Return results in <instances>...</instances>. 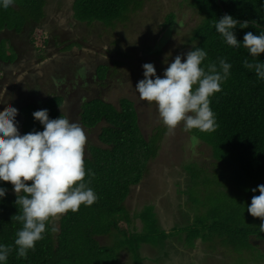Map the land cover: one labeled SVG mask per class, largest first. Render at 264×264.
Segmentation results:
<instances>
[{
    "label": "trees",
    "instance_id": "obj_1",
    "mask_svg": "<svg viewBox=\"0 0 264 264\" xmlns=\"http://www.w3.org/2000/svg\"><path fill=\"white\" fill-rule=\"evenodd\" d=\"M187 1L203 16L202 23L194 29L190 40L191 50L199 47L208 53L202 66L210 62L219 65L220 58L232 65L231 75L222 85V91L210 97V106L216 115L218 128L212 133L197 129L190 133L212 146L215 158L229 168L240 185H250L264 177V81L257 79L254 70L244 67V60L247 59L250 63L264 62V53L259 58H253L242 46L229 47L214 25L225 14H230L241 22L248 21V28H240L238 25L235 29V35L242 44L247 32L259 34L260 29H264V0ZM144 2L145 0H74V19L82 21L87 27L100 21L109 27L119 22L125 24L133 18L130 13L143 9ZM46 4L47 0H15L14 6L0 8V31L4 25L20 31L29 18L35 19L37 25L43 27V20L48 17ZM24 10L29 14L22 15ZM168 14L171 15L166 23L171 25L176 15ZM253 20L257 22L255 27L252 26ZM55 39H58L57 35ZM50 41L48 36L45 43L49 45ZM75 43L77 42H72V45H76ZM2 45L0 43V62L10 57L9 53H3ZM105 66L107 71L108 66ZM120 102L121 108L118 109L113 103L97 98L86 102L83 107L82 117L87 127L94 128L105 121L99 136L109 146L90 144L89 154L85 155V181L91 180L89 187L97 194V201L90 207L81 205L78 212L69 211L59 217L54 224L56 232L50 230L53 226L50 222L46 226L44 239L36 243L34 250H29L27 259H17L14 245L16 233L22 228V224L14 219L19 214V208L15 204L17 196L10 182H0V186L7 189L5 198L0 199V243L13 247L7 264H123L120 254L124 249L138 264H143V259L149 258L142 254L146 245L151 248L159 245L165 250L166 256H169L167 247L171 243L175 247L176 242H180L175 238L177 236L191 250L214 241L217 235L223 237V242L227 245L236 244L239 240L238 232L242 235L239 236L241 239L246 240L248 235L264 239V233L259 232V228L241 226L234 210L230 216L218 218L214 214L211 215L213 219H202L192 193L190 199L193 207L188 210L193 213V220L190 218L191 214L187 212V217L185 212L182 215H185L186 222L169 233L162 227L154 206L151 209L144 207V211L138 210L141 211L138 215L131 213L126 200L132 185L142 180L149 161L161 148L167 129L159 127L157 132L147 138L141 129L134 101L123 98ZM62 103L63 98L58 96L49 101L45 109H48L51 119L64 115L59 110ZM37 110L36 108L35 111ZM32 114L33 112L29 118L26 117L24 134L43 130V126ZM89 170L94 176H88ZM27 183L30 184L31 181ZM217 187L220 189L222 185ZM201 193L206 194L204 191ZM180 207L186 209L185 204H180ZM148 208L151 214L146 211ZM138 220L141 221V227L137 224ZM112 235L115 237L112 244H102L98 239ZM229 239L231 242L226 241ZM239 242L242 243L241 240ZM215 245L214 242L213 247ZM174 250L177 251V247Z\"/></svg>",
    "mask_w": 264,
    "mask_h": 264
},
{
    "label": "rangeland",
    "instance_id": "obj_2",
    "mask_svg": "<svg viewBox=\"0 0 264 264\" xmlns=\"http://www.w3.org/2000/svg\"><path fill=\"white\" fill-rule=\"evenodd\" d=\"M63 2L71 8V16H68V9L63 10ZM73 3L74 0H47L46 10L50 13L47 19L51 20L53 17H57V19L48 21V23L51 22L55 31L58 30L56 35L61 39L66 38L67 34H70L72 38L81 34L85 35V38H78L84 39L80 43L82 44L84 42V46L88 44L87 47L93 49L94 52L82 53L81 49L83 47L79 42L75 43L76 45H72V43L65 45L61 42L59 45L54 46L50 53L60 52L59 54L65 55L62 62L68 74H71V76H74V73H70L67 65L74 64L75 60L82 64L81 67H84V63H86L88 71H94L95 66H99L98 74L102 79L107 77V72L110 71L112 78H108L103 82L102 88H100L97 80L96 82L83 80L80 84V89L86 91H91L92 87L98 88L101 91L103 89L104 92L100 93L102 98L104 97L106 101L116 105L118 109L121 108V99L128 98L133 100L139 113L141 129L145 136L149 138L157 132V128L165 126L159 118L155 104H149L146 101L140 100L135 90L136 84L139 80L143 79L144 70L142 65L145 63H153L157 70V75L162 76L164 69L168 66V63L174 60L176 55L186 54L191 51L192 43H190V40L192 39L194 29L202 23V14L191 6L187 0H146L143 9L133 14L134 17L128 23L124 24V22H119L109 27L100 21L87 27L77 18L75 19L79 22L74 23ZM53 4L55 6L52 10ZM60 13L61 15H58ZM168 13H175L176 15L171 25L166 23L171 15ZM25 14H29V12L24 10L22 15ZM10 20H13V18ZM82 26L84 28L82 32H79ZM7 29L12 31L16 28L4 25L1 31ZM24 31L26 36L28 33V37H22L20 41L22 45H27L29 44L28 39L32 41L36 40V45H33L35 46L33 51L38 52L37 57H40V59L34 62L33 65L35 63L39 64L42 61V57L46 54L44 43L46 34L41 29H33L31 27L25 28ZM90 38L91 40H89ZM0 43L3 44L4 54L8 55V53H11V57L12 55H14V58L17 57L15 56V54L17 55L16 49L13 46H9L7 39L0 40ZM33 51L31 49L28 52L30 61L35 59L32 54ZM166 59L167 63L165 62ZM4 61H8V59ZM98 61L99 64L97 63ZM105 65L109 66L107 67V71ZM48 67L52 68L51 65H45L42 71H46ZM52 73L48 69V74L40 77V85L44 86L43 89L45 91L58 89L53 85H49L52 80L50 78ZM77 78L81 80L80 77ZM24 80H27V78L23 80L13 79L12 87L13 84H20ZM72 81V79L69 80V82ZM75 82L77 83L76 78H74ZM23 84L26 87L28 86L25 83ZM66 84L68 85L67 82ZM4 85L6 86V83ZM72 85H69L68 90L71 91L75 88ZM64 88L67 89V86ZM7 92L8 89H2V93ZM43 93L44 91L42 90L41 94L43 95ZM11 95L15 99L16 95L19 94L12 89ZM35 107V105L26 107L24 115L29 118L30 113L34 112L37 108ZM104 124L105 121L101 123V126ZM90 137L91 139L87 142V145L93 143L98 146L109 147L99 140L98 131L91 133ZM145 181V188H140L141 186L139 185L132 186L133 191L126 200L128 209L134 214H140L141 211H138V209L142 207L141 202H150L151 205H146L145 207L151 209L154 206L152 202L157 201L163 206L161 214L164 216V220L168 221V218H170L168 216L169 210L175 213L180 208L179 203L185 204L187 209L193 207L192 200L190 199L192 193V199L197 205V209L199 208L197 212L201 214L204 220L214 214H217L218 218L224 215L230 216L234 210L237 215L236 219L239 217L237 220L241 221V226L243 227L250 226V229H258L261 223L260 218L252 217L249 214L247 206L251 204L253 195L260 194L258 191L253 193L251 189L256 188L260 184H264V177L251 182L250 185H240L239 181L231 175L229 168L223 162L220 164L215 158L212 146L194 137L190 132H184L182 125L177 127L175 134H170L167 131L163 136L161 148L157 155L149 161ZM221 185L222 187L218 189L217 186ZM152 186L153 188H151ZM150 189H152V194L148 197V191ZM161 190L164 193L163 196L160 195ZM201 191H204L206 194H202ZM152 195L156 197L155 200L152 198ZM149 208L146 211L151 214ZM153 209H155V206ZM240 213L242 214L240 215ZM179 215H182L181 209ZM165 225L168 227V223H165ZM239 236H242L240 232H238V238L242 243L238 240L235 245L225 244L223 237L219 235H217L214 241L207 242L203 245L201 244V248L196 244L195 246L197 247H194L192 252L186 254L185 257L187 260L183 259V254L175 253L174 244L172 243L167 247V251H169L167 258L165 250L162 249L163 247L156 245L154 249L150 247L146 250L145 256L149 258L143 255L146 259H143L141 263L264 264V241L256 244L254 240L255 235L250 237L248 235L246 240L241 239ZM175 238L180 241V244L177 245L181 249L180 251L187 250L186 248L188 247L184 248L183 239L179 236ZM98 239L102 244H112L115 237L114 235L102 236ZM226 241L231 242V239ZM214 242L216 243L215 247H213ZM129 254L127 250H122L120 258L123 264H138Z\"/></svg>",
    "mask_w": 264,
    "mask_h": 264
},
{
    "label": "clouds",
    "instance_id": "obj_3",
    "mask_svg": "<svg viewBox=\"0 0 264 264\" xmlns=\"http://www.w3.org/2000/svg\"><path fill=\"white\" fill-rule=\"evenodd\" d=\"M14 3L15 0H0V8L8 9ZM137 12L130 15L134 17L133 14ZM238 25L240 28L250 26L248 21L241 22L225 14L214 27L229 47L242 46L253 58H259L264 53V29H260L259 34L247 32L241 44L235 35ZM256 25L257 22L253 20L252 26ZM28 27L44 31L45 40L51 36L44 25H37L32 18L17 33H23ZM33 42L36 45V40ZM207 58L208 53L199 47L176 55L162 76L157 75L153 63L142 65L143 79L136 84L135 90L140 100L155 104L159 118L170 134H175L181 125L184 132L197 129L212 133L218 128L210 97L222 91V85L231 75L232 65L220 58L219 65L210 62L202 66ZM244 67L254 70L257 79L264 81V62L250 63L245 59ZM0 103H7L3 95H0ZM17 115L16 107H8L0 113V182H10L17 196L15 204L19 214L14 219L22 224V228L16 233L14 245L17 259H27L29 250H34L36 243L44 239L46 226L50 222L53 224L50 230L56 232L54 224L59 217L69 211L78 212L81 205L92 206L98 196L89 187L91 180L85 181L87 136L81 125L62 114L51 119L48 109H42L34 111L32 115L43 130L21 135ZM22 129L24 132V125ZM88 176H94V173L89 170ZM146 176L147 171L140 183ZM251 191L260 194L252 196L247 211L252 217L261 219L259 232L264 233V184ZM6 193L7 189L0 186V199L5 198ZM146 205H150V202L143 208ZM149 247L146 245L143 248L144 256ZM12 251V246L0 243V264H7Z\"/></svg>",
    "mask_w": 264,
    "mask_h": 264
},
{
    "label": "flooded vegetation",
    "instance_id": "obj_4",
    "mask_svg": "<svg viewBox=\"0 0 264 264\" xmlns=\"http://www.w3.org/2000/svg\"><path fill=\"white\" fill-rule=\"evenodd\" d=\"M74 4V3H73ZM54 6H55V4H53V6H52V10H53V8H54ZM62 7H63V10H67V12H68V16H71L70 14H71V8L69 7V6H67L66 5V3L65 2H63L62 3ZM72 8H73V6H72ZM62 10V11H63ZM47 14H48V17H49V15H50V13H48L47 12ZM58 15H61V13L60 14H58ZM57 15V16H58ZM67 18V17H66ZM54 19H57V17L56 18H54L53 17V19H51V20H54ZM50 19H47L46 18V20H43V21H45V23H43L44 24V26L48 29V31H49V33H50V38H51V42H50V46H51V43H53V41L54 40H57V41H59V43H61V42H63L65 45L66 44H69V43H72V42H82V41H84V39H78V38H85V35H78V36H76L75 38L73 37L72 38V36L70 35V34H67V37L66 38H63V39H61L59 36H58V39H55V37H56V33L58 32V30L57 31H55V28H54V26H53V24H51V22L50 23H48V21H51ZM53 23V22H52ZM74 23H78L77 22V20H75V22ZM84 28V26H82V28L79 30V32H82V29ZM10 33V32H9ZM19 36V40L22 38V37H24V38H26V34H25V31L23 32V33H20V34H18L17 33V36L16 37H18ZM53 36V37H52ZM23 38V39H24ZM78 40H77V39ZM22 39V40H23ZM89 40H91V38L89 39ZM84 43V42H83ZM83 43L81 44L80 43V45L83 47V49H81V51H82V53H85V52H89V51H93L94 52V50L93 49H90V48H88L87 46H88V44H86L85 46L83 45ZM90 49V50H89ZM64 56L65 55H57V54H55L54 55V53H53V60L51 61L52 62V68H46V71H41L38 75H36V76H33V77H31V78H29L28 79V81L30 82V83H28L27 85V87L24 85V89H27L30 93H31V95L33 94L34 96L32 97V96H28V93H27V91L26 92H22L21 93V91H19L18 90V86H23L22 84H17V83H15L16 84V86H15V84H13V87H12V81H13V79L12 78H9V77H11L10 76V74H11V67H10V65L7 63V61H4V60H2L1 62L2 63H4L3 64V66H2V68H4V70H2V78H0L1 80H0V94H2L3 96H4V99H13V97H12V95H11V90L13 89L17 94H19V95H16V97H15V101L13 102V101H10L9 103V107H16L17 109H18V115H17V117H16V120L18 121V128H19V132H20V134L21 135H23L24 134V132H22L23 131V125H24V123H25V121H26V116L24 115L25 113H24V110L26 109V107H29L30 105H26L25 103H28V102H26V101H28V99H31V100H34V101H37V97H35L36 95L38 96V93H40L42 90L44 91V93H43V98H46V99H49V98H51V97H53V96H55V94H50L49 95V92L48 91H45L43 88H44V86L43 85H41L40 86V84H35V83H37V82H39L38 81V77L37 76H39V78L40 77H42V76H44V75H46V74H48V69H52L51 70V72H53L52 73V75H51V81H50V83H49V85H53L54 87H66V86H68L67 84H66V82L69 84V85H74L75 86V88H74V94L77 96L76 98H74V99H68V100H66L65 102H64V105H65V107L66 108H64V110H63V112H64V114H65V116H67V118L69 119V120H71V121H75V122H78L80 125H82L81 127L83 128V130L85 131L86 129L85 128H89L90 130H91V132H88L89 133V136H91V133H93V132H99V134H100V132H101V130H102V127L105 125H103V126H101V124L100 125H98V126H96V127H94V128H91V127H87L84 123H83V121H82V119H83V113H84V109H83V106L82 105H85V103H86V100L84 99V98H82L81 96L84 94V95H86V98H88V96H90L91 94H89V92H92V94H94L93 96H94V98H93V100L94 99H97V98H100V99H104L105 100V98L103 97L102 98V96L100 95V93L101 92H104V90L102 89V91L101 90H99L98 88H94V87H92L91 89V91H86V92H82V90L80 89V84H81V82L84 80V81H89V82H96V80L98 81V84L100 85V88H102V86H103V82H105L108 78H112L111 77V73H110V71L109 72H107L108 74H107V77H105V78H101L99 75H98V71H99V66H95V68H97V70H95V72L94 71H88L87 70V66H86V63H84V67H81L82 66V64H80L77 60H75L74 61V64H70V65H67V67L69 68V71H70V73H74V76H71V74H68V72H67V70H66V67H65V65H64V63L62 64V61L64 60ZM101 56H102V54H101ZM0 62V63H1ZM51 62L48 64V63H46V64H48L47 66H50V64H51ZM1 63V64H2ZM11 63V62H10ZM13 63V62H12ZM98 64H99V61L97 62ZM96 63V64H97ZM6 64H8V65H6ZM46 64H43L44 66L46 65ZM43 66V67H44ZM108 66V65H107ZM109 67V66H108ZM3 71L5 72V74H7L6 76H3ZM112 71V70H111ZM94 74H95V77H94ZM13 75V74H12ZM76 75V76H75ZM57 76V77H56ZM77 77H80L81 78V80H79V78H77ZM74 78H76L77 79V83L75 82L74 83ZM4 79V80H3ZM70 79H72L73 81L72 82H69V80ZM79 81V82H78ZM109 81V80H108ZM4 83H6V86H7V88H6V86L4 85ZM23 83H25V82H23ZM26 84V83H25ZM46 86V85H45ZM29 87V88H28ZM61 87V88H62ZM2 89L3 90H5V89H8V92L7 93H2ZM36 91V92H35ZM99 93V94H98ZM42 98V99H43ZM24 102V103H22L21 104V102ZM36 103H33V105H35ZM25 105V106H24ZM36 106V105H35ZM39 106V105H38ZM40 107L41 106H39V107H37L38 108V110H42V109H45V106H44V108H42V109H40ZM6 109L5 108H2V105H1V103H0V113H2L3 111H5ZM86 136H87V134H86ZM87 138H88V136H87ZM99 138V140L101 141V139H100V136L98 137ZM89 139V138H88ZM87 139V140H88ZM90 139H91V137H90ZM102 142V141H101ZM97 145V144H96ZM98 146V145H97ZM88 145H87V143H86V146H85V154H88ZM139 186H141L140 188H145V186H146V181L144 182H142V183H140V185ZM157 187V186H156ZM151 188H153V187H151ZM151 190L152 189H150L149 191H148V197H149V195L151 196V194H152V192H151ZM162 194H164L163 192H162ZM154 196L152 195V198H153ZM141 205H145V204H147V203H143V202H141L140 203Z\"/></svg>",
    "mask_w": 264,
    "mask_h": 264
},
{
    "label": "crops",
    "instance_id": "obj_5",
    "mask_svg": "<svg viewBox=\"0 0 264 264\" xmlns=\"http://www.w3.org/2000/svg\"><path fill=\"white\" fill-rule=\"evenodd\" d=\"M15 7H16V5H15ZM7 31V32H6ZM10 32V33H9ZM29 33H30V31H29ZM5 34H7V36H5ZM18 34H20V33H18ZM17 36V30L16 29H13L12 31L11 30H5V31H0V40L2 41V40H4V39H7L8 41H9V46H13V48H15L16 49V51H17V57H15L14 58V56L13 57H11V53H9L10 54V57H9V59H8V61H7V63L10 65V67H11V74H10V76L11 77H9V78H12V79H14V80H23V79H25V78H27V80H24L23 82H25L26 84H28V83H30L29 81H28V79L29 78H31V77H33V76H36V75H38L41 71H42V68H43V64H46V63H50L52 60H53V53H54V55L55 54H59L60 52H53L52 54L50 53V51L54 48V46H56V45H59V41H56V40H54L53 41V43H51V46H50V44L49 45H47V48H46V51H45V56H43L42 57V61L38 64V63H35V65H33V63L34 62H37V60H39L40 59V57H37V54H38V52L37 51H33V48L35 47V46H33L34 45V42L31 40V39H28V41H29V44H27V45H22V42L18 39L19 38V36L18 37H16ZM28 37V33H27V36H26V38ZM53 40V39H52ZM51 40V41H52ZM50 41V42H51ZM32 49V51H33V56L35 57V59L33 60V61H30L29 60V58H28V52L30 51ZM59 55H61V54H59ZM49 58V59H48ZM11 62V63H10ZM13 62V63H12ZM2 63V62H1ZM0 63V75H2V70H4V68H2V66H3V64L4 63H2L1 64ZM8 64H6V65H8ZM48 64H46V66L48 65ZM62 64H63V62H62ZM51 66H52V62H51V64H50ZM41 70V71H40ZM50 70H52V69H50ZM95 70H97V68H95ZM95 70H94V72H95ZM24 71V72H23ZM13 74V75H12ZM7 74H5V72L3 71V76H6ZM38 77V81L39 82H37V83H35V84H41V81H40V78H39V76H37ZM94 77H95V74H94ZM2 78V77H1ZM1 80V79H0ZM4 80V79H3ZM23 82L22 83H20V84H22L23 86H18V90H20L21 91V93L24 91V92H26L27 91V93H28V96H34L33 94L31 95V93L27 90V89H24V84H23ZM18 84V83H17ZM41 86V85H40ZM62 87V86H61ZM61 87H56V88H58L57 90H51L50 92H49V95L50 94H55V96H53V97H51V98H49V99H46V98H43V96H42V94H41V92L40 93H38V96L36 95L35 97H37V101H34V100H31V99H28V101H26V102H28V103H25L26 105L28 104V105H33V103H36L35 105H36V107H39V106H41L40 107V109H42V108H44V106H45V108H46V106L48 105V103H49V101H51L53 98H55V97H62L63 98V103L59 106V110L64 114V112H63V110H64V108H66L65 107V105H64V102L66 101V100H68V99H74V98H76L77 96L73 93L74 92V89L73 90H68L69 88V84H68V86H67V89H65V88H63V90H62V88ZM72 87H75L74 85H72ZM29 88V87H28ZM86 92V90H82V92ZM36 92V91H35ZM89 94H92V92H89ZM0 95H2V94H0ZM93 95H90V96H88V98H86V95H82L81 97L82 98H84L85 100H86V102H90V101H92L93 100V98L94 97H92ZM43 98V99H42ZM5 101H7V103H1V105H2V108H5V109H7L8 107H9V102L10 101H15L16 99H4ZM22 103H24L23 101L21 102V104ZM39 105V106H38ZM25 106V105H24ZM83 107H84V105H82ZM38 109V108H37ZM65 115V114H64ZM83 115V114H82ZM82 121H83V119H82ZM83 123H84V121H83ZM85 124V123H84ZM82 126V125H81ZM83 127V126H82ZM86 130H85V133L87 134V136H88V140H87V142L90 140V136H89V133L88 132H91V130L89 129V128H85ZM23 132V131H22ZM93 144V143H92ZM88 148H89V145H88ZM88 154H89V151H88ZM88 154H85V155H88ZM177 183V182H176ZM133 191V190H132ZM162 190L160 191V195H164V194H162ZM153 199L155 200L156 199V197H153ZM153 204H154V206H155V212L158 214V216H159V219H160V223L162 224V227H164V228H166L167 229V231H168V233L170 232V231H173V229L175 228V227H180V226H182L185 222H186V220L184 219V216L183 215H179V212H180V209H181V213L182 214H185V212H186V215H187V212H188V214H191V216H190V218L193 220V213H191L187 208L186 209H184V208H179L175 213H173V212H170V210H169V217L170 218H168V221H166V220H164V216H162V214H161V212H162V208H163V206L162 205H160V202H157V201H154V202H152ZM179 203V202H178ZM180 204L181 203H179V206H180ZM151 205V204H150ZM143 209V205H142V207L141 208H139L138 210H142ZM184 212H183V211ZM163 214H164V212H163ZM187 217H189L188 215H187ZM210 218H214L213 216H210ZM165 223H168V227L165 225ZM137 224L139 225V227H141L142 225H141V221L140 220H138L137 221ZM140 229V228H139ZM254 240H255V242H256V244H260V242L262 243L263 241H264V239H261V238H259L258 236H255V238H254ZM182 244V243H181ZM183 245V244H182ZM203 245V244H202ZM202 245H200L199 247L201 248V246ZM176 247H177V244L175 245ZM180 247V246H179ZM184 248H186L185 246H184ZM177 251L175 250V253L176 254H183V259H185V260H187L186 259V254L187 253H190V252H192V250L191 249H187V250H184V251H180L181 249L180 248H178L177 247ZM178 252V253H177ZM184 252H186V253H184Z\"/></svg>",
    "mask_w": 264,
    "mask_h": 264
}]
</instances>
